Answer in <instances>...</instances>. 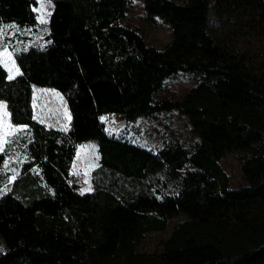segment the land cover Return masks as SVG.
I'll list each match as a JSON object with an SVG mask.
<instances>
[{
    "label": "trees",
    "instance_id": "1",
    "mask_svg": "<svg viewBox=\"0 0 264 264\" xmlns=\"http://www.w3.org/2000/svg\"><path fill=\"white\" fill-rule=\"evenodd\" d=\"M36 4L0 0V44L22 73L9 80L0 65V100L28 126L0 151V264H264V0H143L145 18L170 29L162 50L120 24L131 0H53L37 40ZM179 74L196 84L161 97ZM34 87L63 96L67 130L33 119ZM170 112L194 141L139 144L101 121ZM84 142L95 143L98 167L79 195L69 181ZM228 154L240 188L219 164ZM170 222L159 252L139 250Z\"/></svg>",
    "mask_w": 264,
    "mask_h": 264
},
{
    "label": "rangeland",
    "instance_id": "2",
    "mask_svg": "<svg viewBox=\"0 0 264 264\" xmlns=\"http://www.w3.org/2000/svg\"><path fill=\"white\" fill-rule=\"evenodd\" d=\"M170 1L179 5L185 3V0ZM36 3L35 13L37 16L40 14L41 0H36ZM52 9L53 0H51V6L45 7L44 11L50 12L51 14ZM48 18L49 16H47V23ZM47 23H37V26L31 32L33 39L37 40L44 37L46 33L44 29L47 28ZM120 24L137 29L145 43L158 50H162L172 39L170 29L167 25L159 19L148 20L145 18L143 0H131V7L126 16L120 20ZM6 29L7 28H4L3 31H0V36H3L2 33L5 32ZM7 50L10 51L8 48ZM196 82L197 77L192 74L176 75L166 80L164 89L159 95L163 98L179 99L184 96ZM34 91L36 94L35 112L38 117V119L35 120L47 128L67 130L69 126V119L67 118L69 112L63 96L56 90L50 88L34 87L33 92ZM65 112H67V116ZM101 121L105 126L106 132L110 136L117 139H127L139 144L159 143V140H157L158 138H177L184 142H192L195 140L186 118L179 115L177 112L161 114L157 120L140 118L134 123H128L118 115L104 116ZM24 130L25 129H20L16 134ZM219 164L228 177L230 188H240L245 185L240 165L232 154L226 155ZM96 167H98V153L95 143L84 142L79 144L71 167V178L69 181L70 185L73 186L74 190L79 195L92 191L91 177L92 171ZM81 189H84V191L81 192ZM173 223L174 222H170L168 228L164 232L146 235L139 245V250L146 253L159 252L163 240L168 237L172 229Z\"/></svg>",
    "mask_w": 264,
    "mask_h": 264
},
{
    "label": "snow or ice",
    "instance_id": "3",
    "mask_svg": "<svg viewBox=\"0 0 264 264\" xmlns=\"http://www.w3.org/2000/svg\"><path fill=\"white\" fill-rule=\"evenodd\" d=\"M51 6V0H41L40 5V14L35 17L37 23L39 24H45L47 23V16L50 15V12L44 11L45 7ZM33 11H36L34 8ZM8 27H16V25H9ZM4 26L0 25V31H3ZM47 31V28L44 29ZM0 65H2L8 75L7 79L12 80L17 75H21V71L19 66L16 64V61L10 51L7 50V48L0 44ZM36 94L35 91L33 92V119H38L36 112ZM65 115L67 116V112H65ZM67 118L70 120V116H67ZM103 119V117H101ZM28 126L24 124H14L11 120V113L7 109V103L4 100H0V151H3L6 144L11 142V137L14 136L20 129H26ZM66 127V125H65ZM8 166V160L4 161V169H6ZM3 169H0L2 171ZM5 179L11 183L16 179L15 170H13V175L6 176ZM87 182V181H86ZM84 189H81V192H83ZM4 189L0 188V195H3Z\"/></svg>",
    "mask_w": 264,
    "mask_h": 264
}]
</instances>
